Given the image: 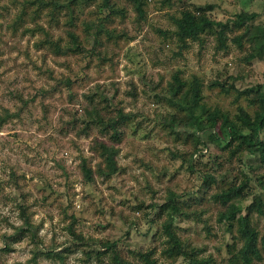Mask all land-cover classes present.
<instances>
[{
  "label": "rangeland",
  "instance_id": "rangeland-1",
  "mask_svg": "<svg viewBox=\"0 0 264 264\" xmlns=\"http://www.w3.org/2000/svg\"><path fill=\"white\" fill-rule=\"evenodd\" d=\"M51 1L58 4L53 15ZM24 2L0 0V116L4 109L13 115L0 129V247L10 244L0 264H112L108 254L98 253L106 241L123 243L120 251L130 264H145L130 249L150 252L157 264H192L163 253L167 238L157 228L163 218L150 207L163 205L170 193L184 211L175 229L187 250H199L196 259L209 264H235L231 257L241 241L221 221L224 207L214 196L242 183L244 196L236 203L249 206L264 197V168L238 160L219 168L213 131L197 132L183 123L173 135L163 121L178 112L167 93L176 75L187 84L199 79L211 107L232 115L239 106L252 112L247 98L213 85L243 90L264 84V61L248 62L249 45L245 42L243 52L232 41L240 32L228 33L226 50H217L213 34L204 35L203 42L187 39L183 46L175 21L184 11L213 5L210 16L221 22L243 11L257 13L252 26L258 30L264 0H174L169 7L163 0H147L143 18L132 0H112L114 12L103 9L100 0H31L19 23ZM43 3L36 16L33 10ZM101 19L105 32L94 45L97 37L90 35ZM70 31L87 52L64 55L54 49L53 43L69 47ZM89 95L133 115L117 145L120 170L107 179L97 174L103 165L92 150L101 135L91 130L87 137L72 125L74 115L89 106ZM84 160L95 171L92 181L84 177ZM220 171L229 175L220 178ZM209 173L219 179L211 187L203 184ZM20 205L34 236L12 237L24 226ZM250 218L262 235L264 217L254 212Z\"/></svg>",
  "mask_w": 264,
  "mask_h": 264
},
{
  "label": "trees",
  "instance_id": "trees-1",
  "mask_svg": "<svg viewBox=\"0 0 264 264\" xmlns=\"http://www.w3.org/2000/svg\"><path fill=\"white\" fill-rule=\"evenodd\" d=\"M31 0H25L23 7L18 15L19 23L24 20L27 13V4ZM112 0H100L103 9L114 12ZM135 4V9L140 12V17L143 18L144 7L147 0H132ZM174 0H163V6H171ZM34 4V1L32 2ZM54 7L48 11V14H54L58 9L57 2L51 1ZM46 7V3L38 4V7L33 10L39 14ZM214 9L213 5H204L196 8V12L184 11L182 16L175 21L177 26L176 36L186 46L187 39L203 42V36L213 34L216 36L217 50H226L228 48L227 41L229 40L228 33L239 31L232 41L240 49L244 50L245 42L249 45L247 55L245 57L248 62L255 59L264 61V21L258 30L252 26L254 21L259 17L257 13H249L246 11L236 15L234 19L226 22L216 21L210 16V12ZM101 19L99 25L94 26L96 31L90 37H97L94 40V45L99 44V37L104 33V21ZM95 24V23H93ZM93 27L86 26V30L90 31ZM107 33V32H106ZM70 45L63 48L60 44H54V49L66 55L70 52L85 51L84 45L80 43L78 35L72 31L68 32ZM95 50V46L91 49L90 54ZM87 52V51H85ZM245 52V51H243ZM173 84L167 89L169 101L177 108L178 112L172 115L169 119H164L163 124L169 128L171 134H177L175 128L180 124L185 123L197 132L213 131L215 134L214 147L220 152L215 156L216 165L220 168L223 163L232 166L235 160L241 161L248 166L250 162H256L258 166L264 168V84H258L246 89H237L233 85L216 82L213 85L222 88L225 94H235L237 99L247 98L248 106L253 107L252 112L243 106H239L235 114H231L218 107H211L204 102L202 84L199 79L195 78L191 84H187L180 76L173 77ZM90 101L89 106L82 108L80 117L74 115L73 124L76 128H81L85 136L89 137L91 130H96L101 135L102 139L93 141L92 150L97 153L102 161V165H98L97 174L104 178H111L116 175L120 168L117 162L119 149L117 147L126 135L129 123L133 115L126 113L123 109L111 107L110 104L103 105V99L99 103L94 101L92 96H86ZM107 101V100H104ZM6 111V115L0 116V129L8 118L12 117V113ZM196 144H201L199 137L192 135ZM110 141V143L107 142ZM195 152H199L195 148ZM195 156H197L195 154ZM221 159L222 161H219ZM246 161L244 162V160ZM86 160L83 161L82 171L87 181H92L95 171L91 167L86 166ZM190 167V166H189ZM192 167V166H191ZM222 170V169H219ZM221 177L228 176V172H222ZM222 180V179H221ZM219 179L209 173L204 178L203 184L211 187L217 183ZM245 181L244 184H248ZM242 184V183H241ZM241 184L231 183L227 189H223L221 193L214 196V200L223 205L224 210L221 213V221L229 227L231 232L235 231L241 241V247L237 254L231 257V262L235 264H254L256 261L264 260V233H260L252 225L250 215L254 212L264 217V197H255L254 201L243 208V205L236 203V200L244 196V186ZM21 206V214L24 218V226L16 230V236L19 237L24 232H30L34 236L30 217L26 214V208ZM167 210H165V208ZM151 211L157 214V217H162L163 222L161 227H157L162 231V234L167 238L165 240V248L163 253L169 259L177 260L180 257L187 259L192 264H209L205 260L196 259L195 252L199 250H187L188 244L182 241L175 229V222L179 215L184 214L183 209L179 206L176 195L170 193L167 202L163 205H152ZM244 209L246 213H244ZM25 227V228H24ZM10 237V238H12ZM123 243L120 241H106L98 247V253L108 254L112 264H130L129 261L122 255L120 249L123 248ZM7 242L0 247V260L3 258V253L9 248ZM129 248V247H128ZM135 254L145 264H157V261L151 259L150 252L144 253L141 250H129ZM53 253V251H51ZM51 252L50 255H53Z\"/></svg>",
  "mask_w": 264,
  "mask_h": 264
}]
</instances>
